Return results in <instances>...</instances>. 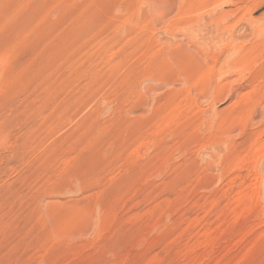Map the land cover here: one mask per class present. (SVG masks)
<instances>
[{"label":"rangeland","instance_id":"374dc122","mask_svg":"<svg viewBox=\"0 0 264 264\" xmlns=\"http://www.w3.org/2000/svg\"><path fill=\"white\" fill-rule=\"evenodd\" d=\"M263 32L264 0H0V264H264Z\"/></svg>","mask_w":264,"mask_h":264},{"label":"bare ground","instance_id":"6f19581e","mask_svg":"<svg viewBox=\"0 0 264 264\" xmlns=\"http://www.w3.org/2000/svg\"><path fill=\"white\" fill-rule=\"evenodd\" d=\"M264 33V32H263ZM239 50H241V49H239ZM170 54V53H169ZM196 54V53H195ZM236 58V57H235ZM199 59V58H198ZM171 60V59H170ZM200 60H201V58H200ZM175 62V61H174ZM177 66V65H176ZM233 68V67H232ZM179 70V69H178ZM206 71H207V69H206ZM208 76V75H207ZM202 82H203V80H202ZM223 83V82H222ZM208 89V88H207ZM215 91H216V93H215V95H214V99L213 100H218V99H220L221 97H223L225 94H224V88L223 87H219V89H214ZM208 92V91H207ZM199 93V92H198ZM228 94V93H227ZM238 119H239V117H238Z\"/></svg>","mask_w":264,"mask_h":264}]
</instances>
